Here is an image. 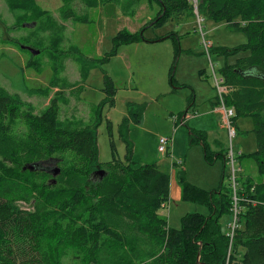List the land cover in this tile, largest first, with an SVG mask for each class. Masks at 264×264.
<instances>
[{"label": "trees", "instance_id": "16d2710c", "mask_svg": "<svg viewBox=\"0 0 264 264\" xmlns=\"http://www.w3.org/2000/svg\"><path fill=\"white\" fill-rule=\"evenodd\" d=\"M5 1L17 23L46 14L35 0ZM151 1L161 7L158 16L137 33L121 30L110 56L122 45L145 40L148 28L194 14L189 0ZM198 11L249 37L247 44L214 52L238 57L221 69L229 89L224 103L234 112L232 128L236 119H253L258 150L240 159L254 161L264 177V0H200ZM35 66L29 61L26 67ZM105 81L104 104L114 106L116 87L108 76ZM58 102L52 99L35 114L0 87V264H264V180L249 177L236 188L239 214L233 235L235 190L210 192L183 182L181 199L209 212L188 213L181 227L173 228L162 214L171 197L169 173L158 164H134L130 125L140 123L142 111L130 108L119 125L125 159L116 157L112 142L113 159L100 163L98 124L63 129ZM198 135H192L191 144L202 143L206 160L213 162L205 137ZM224 160L229 162L227 154ZM56 169L60 173L54 177ZM227 216L232 222L226 230Z\"/></svg>", "mask_w": 264, "mask_h": 264}, {"label": "rangeland", "instance_id": "374dc122", "mask_svg": "<svg viewBox=\"0 0 264 264\" xmlns=\"http://www.w3.org/2000/svg\"><path fill=\"white\" fill-rule=\"evenodd\" d=\"M93 1L35 0L46 14L17 23L6 1L0 0V87L35 114L57 98L63 129L81 130L97 123L100 163L113 159L112 142L116 157L125 159L119 125L129 117L130 108L141 110L140 123L130 125L134 164H158L169 173L171 197L162 214L173 228L181 227L188 213L209 212L206 206L181 199L183 182L211 192L234 189L233 175L236 188L249 177L264 180L254 161L240 159L241 154L258 150L253 119L242 117L229 126L218 93L219 84L225 83L221 69L235 64L238 57L226 58L214 50L247 44L248 35L213 23L199 13L200 0H189L194 14L148 28L145 40L122 45L110 56L121 30L141 31L161 7L151 0ZM170 33L173 38L164 40ZM29 61L35 68L26 67ZM106 76L117 90L114 106L104 104ZM198 134L205 137L213 162L206 160L202 143L191 144L192 135ZM161 138L171 139L173 156L160 154ZM18 206L30 208L24 203ZM223 221L227 230L232 218Z\"/></svg>", "mask_w": 264, "mask_h": 264}, {"label": "built area", "instance_id": "2783aa9c", "mask_svg": "<svg viewBox=\"0 0 264 264\" xmlns=\"http://www.w3.org/2000/svg\"><path fill=\"white\" fill-rule=\"evenodd\" d=\"M228 92H229L228 86H226L224 82H223L222 85L219 84L218 93H219V97H220L219 98L220 102H222V104H224L223 98L228 94ZM224 109H225V115L226 116H230V117L234 116L233 110H226L225 107H224ZM230 133L233 135L234 131H230ZM159 152L164 157H166L167 155L168 156H173L171 139H164V138L160 139V141H159ZM231 163H232V165H234L233 157H232ZM233 181H234V190H235V192H234V194H235V198H234L235 204H234V208H233L234 220L229 226L230 230H231L230 231V235H233L235 229L237 228V219H238V214H239L238 197L236 196V185H237V183H236V176L235 175H233Z\"/></svg>", "mask_w": 264, "mask_h": 264}, {"label": "water", "instance_id": "95a60500", "mask_svg": "<svg viewBox=\"0 0 264 264\" xmlns=\"http://www.w3.org/2000/svg\"><path fill=\"white\" fill-rule=\"evenodd\" d=\"M24 48L27 49V50H29V51H31L33 54H39V52H36L35 50H33L30 47H24ZM30 170H34V168L33 167H30ZM59 173H60V170L59 169H56L55 170L54 177H57L59 175Z\"/></svg>", "mask_w": 264, "mask_h": 264}, {"label": "bare ground", "instance_id": "6f19581e", "mask_svg": "<svg viewBox=\"0 0 264 264\" xmlns=\"http://www.w3.org/2000/svg\"><path fill=\"white\" fill-rule=\"evenodd\" d=\"M23 48H24V47H23ZM32 49H33V48H32ZM33 50H35V49H33ZM36 52H39V53H40V51H37V50H36ZM226 119H231V117H230V116H227ZM229 126H231V121H230ZM236 196H237V195H236ZM234 198H235V194H234L233 200H234ZM234 204H235V201H234ZM238 209H239V207H238Z\"/></svg>", "mask_w": 264, "mask_h": 264}, {"label": "crops", "instance_id": "0c3cea01", "mask_svg": "<svg viewBox=\"0 0 264 264\" xmlns=\"http://www.w3.org/2000/svg\"><path fill=\"white\" fill-rule=\"evenodd\" d=\"M215 112H217V110H215ZM224 121V120H223Z\"/></svg>", "mask_w": 264, "mask_h": 264}]
</instances>
